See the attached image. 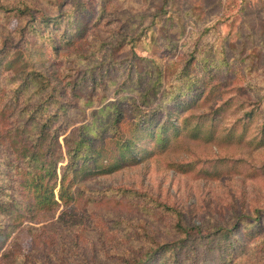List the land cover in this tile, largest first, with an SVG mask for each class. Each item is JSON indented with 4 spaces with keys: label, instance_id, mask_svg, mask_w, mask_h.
I'll list each match as a JSON object with an SVG mask.
<instances>
[{
    "label": "rangeland",
    "instance_id": "374dc122",
    "mask_svg": "<svg viewBox=\"0 0 264 264\" xmlns=\"http://www.w3.org/2000/svg\"><path fill=\"white\" fill-rule=\"evenodd\" d=\"M14 1L0 0V46L6 36L35 51L38 69L66 85L74 126L94 121L107 135L112 102L123 104L124 122L134 121L138 106L175 105L163 93L180 86L194 90L171 119L189 115L216 131L210 139L179 134L136 163L83 180L74 216L47 226L57 213L33 235L25 228L33 223L18 225L0 241V264H126L153 242L178 238L176 222L211 236L175 264H264V0H33L56 16L37 35H20L17 18L1 8ZM2 76L9 91L11 74ZM25 97L38 101L41 93L30 88ZM16 114L0 118V184L22 167L14 149L24 135L6 136ZM0 222L12 224L4 214ZM217 226L233 232L229 254L212 234Z\"/></svg>",
    "mask_w": 264,
    "mask_h": 264
},
{
    "label": "trees",
    "instance_id": "16d2710c",
    "mask_svg": "<svg viewBox=\"0 0 264 264\" xmlns=\"http://www.w3.org/2000/svg\"><path fill=\"white\" fill-rule=\"evenodd\" d=\"M241 2L246 3L245 0ZM1 8L17 18L21 26L20 35L24 34L25 29L26 32L30 30L37 35L38 26L56 21V16L47 15L36 7L33 0H15L14 4L6 3V6ZM243 10L245 6L241 8V11ZM65 19L66 17H63V23ZM1 38L5 41L0 46V71L11 74L10 82L14 86L7 91L0 84V118L9 119L16 114L17 109V121L7 128L6 136L9 137L11 133L24 136L15 141L20 143V146L14 149V156L22 166H16L20 168L19 176L7 181L6 184H0V214H4L12 221V224L0 222V241L5 240L24 222L33 223L25 227L28 234L33 235L35 224L53 219L57 213L56 219L47 226L59 225L61 222L66 224L76 213L79 201L83 197L84 188L81 187L83 180L110 174L136 163L149 151V147L152 146L153 149L165 147L171 137L175 138L179 134L184 133L192 138L204 136L210 139L216 131L211 123L199 120L192 122L189 115L178 116L175 121L171 119L173 111L178 112V108L187 107V104L182 106L181 100L189 97L190 89L194 90L190 87L182 89L180 86L163 93L173 99L175 105L164 104L163 100H159L155 107L148 111L138 106L134 121L124 122L123 104L119 99L112 102L109 108L112 109L113 116L107 123L109 124L107 135L104 131H96L98 126L94 121L91 125L87 123L74 126L73 118L65 104L71 96L68 95L66 85L58 79L53 81V78L38 69L34 50L15 46L10 42V37ZM61 40L69 41L68 38ZM186 68L188 67L180 68L182 76L186 75ZM161 76L162 72L159 70L155 83ZM3 77H0V83ZM30 88L36 93H41L38 101L25 97ZM148 91L149 89L138 92L140 103L146 102ZM155 91L153 90L154 93ZM199 93L201 92H198V95ZM7 97L14 99L7 102ZM244 113L248 115L251 111ZM92 126L94 130L89 132L88 128ZM90 199L87 198L85 201ZM43 225H40V229L45 228ZM11 228L12 232L9 230ZM175 228L178 229V238L153 242L140 254L125 260L126 264H147L153 256L165 262L172 258L169 263L175 264L178 258L182 261L188 256H193L211 236L209 233L203 234L199 224L185 226L176 222ZM212 234L220 235L223 242L219 249L223 253L232 252L234 239L230 229L217 226Z\"/></svg>",
    "mask_w": 264,
    "mask_h": 264
}]
</instances>
